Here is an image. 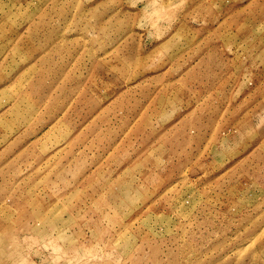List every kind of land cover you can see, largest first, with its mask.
Masks as SVG:
<instances>
[{
	"label": "rangeland",
	"instance_id": "374dc122",
	"mask_svg": "<svg viewBox=\"0 0 264 264\" xmlns=\"http://www.w3.org/2000/svg\"><path fill=\"white\" fill-rule=\"evenodd\" d=\"M0 264H264V0H0Z\"/></svg>",
	"mask_w": 264,
	"mask_h": 264
}]
</instances>
